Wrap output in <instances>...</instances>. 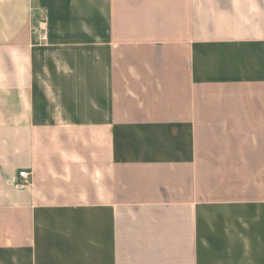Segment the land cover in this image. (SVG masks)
I'll list each match as a JSON object with an SVG mask.
<instances>
[{"label": "crops", "instance_id": "crops-1", "mask_svg": "<svg viewBox=\"0 0 264 264\" xmlns=\"http://www.w3.org/2000/svg\"><path fill=\"white\" fill-rule=\"evenodd\" d=\"M0 264H264V0H0Z\"/></svg>", "mask_w": 264, "mask_h": 264}, {"label": "built area", "instance_id": "built-area-1", "mask_svg": "<svg viewBox=\"0 0 264 264\" xmlns=\"http://www.w3.org/2000/svg\"><path fill=\"white\" fill-rule=\"evenodd\" d=\"M34 39L38 43L47 41V27L45 24H40L38 28L33 30ZM31 182L30 172L26 169H22L18 172V179L15 182L17 189H23L28 186Z\"/></svg>", "mask_w": 264, "mask_h": 264}]
</instances>
